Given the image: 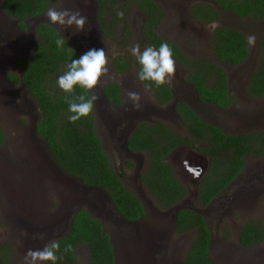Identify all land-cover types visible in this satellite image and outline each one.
Segmentation results:
<instances>
[{
	"label": "trees",
	"instance_id": "1",
	"mask_svg": "<svg viewBox=\"0 0 264 264\" xmlns=\"http://www.w3.org/2000/svg\"><path fill=\"white\" fill-rule=\"evenodd\" d=\"M112 1L117 5L119 3L120 7L118 0ZM139 1L137 6L146 16L143 34L149 40L147 47L158 50L165 41L153 30L156 21L149 20L157 5L149 0ZM214 1L225 11H231L239 17L250 16L264 21V0ZM55 4L56 0H2L3 10L19 19L22 27L21 20L45 14ZM126 6L115 7L113 12L122 11ZM103 8L104 4L101 2L99 13ZM209 12L214 13L211 6L201 5L199 15L195 16L210 20L218 17L216 12L209 18ZM115 16L119 17L117 13ZM104 27L103 24L102 29ZM58 37L65 39L62 49L55 43ZM168 45L176 60L191 67L187 80L195 85L201 102L211 103L217 108H227L235 104V98L227 89V73L216 63L239 65L247 58L250 47L247 38L240 31L222 25L216 27L211 38V50L216 63L208 59L196 62L188 60L175 45ZM84 53L83 46L75 45L53 26L47 23L36 26V38L29 59L17 63L22 68L21 81L39 110V118L35 124L36 134L46 142L53 160L65 173L75 176L83 184L104 188L109 193L111 204L118 215L127 221L144 218L142 201L122 181L123 175L111 165V159L102 147L95 131L94 108L89 116L74 123L68 119L73 113L68 110L66 97L72 99L73 95L61 90L57 79L67 71V65L72 59H78ZM119 59L121 58H116ZM134 63L140 71L142 66L136 58ZM118 66H121L120 62ZM12 76L13 74H9L8 79L11 80ZM148 82L158 103H164L171 98L165 85L157 87L154 82ZM244 88L246 96H264V36L259 41L257 64ZM104 90L108 99L114 98L109 86ZM74 95L91 98V92H86L78 85ZM177 110L184 125V134H178L157 121L152 125H145L146 128L139 125L128 145L145 153L147 163L140 172V182L161 210L189 195L186 186L179 181L175 168L165 158L177 145H197V149L210 158L209 169L197 185V207L204 208L243 170L245 157H264V133L228 134L205 123L184 103H180ZM3 143L4 133L0 128V147ZM128 166L131 167V164ZM174 231L178 234L193 232L183 256L184 264L212 263L211 230L202 214L187 208L179 210ZM237 236L238 243L243 247L259 244L264 240V225L256 221H246L241 224ZM52 241L60 244V251L56 253V264H82L77 258V251L81 247L87 253L86 264H114L113 246L106 223L92 217L84 208L75 211L67 232L49 243ZM67 245H71V250L65 251ZM20 252L18 245H0V264L10 263L16 253ZM45 264L52 262L45 261Z\"/></svg>",
	"mask_w": 264,
	"mask_h": 264
},
{
	"label": "flooded vegetation",
	"instance_id": "2",
	"mask_svg": "<svg viewBox=\"0 0 264 264\" xmlns=\"http://www.w3.org/2000/svg\"><path fill=\"white\" fill-rule=\"evenodd\" d=\"M120 2L117 5L116 2L112 0H101L102 4H104V8L99 13V6L101 4L100 0H95V4L97 7L96 11V21L98 25V29L92 33V38L90 44L86 45L89 49L87 51L95 48L105 50L107 59H108V67L110 71L111 79L101 77V83L93 90L96 93L103 91L105 96V101L95 100L94 102V112L97 114L100 124L101 130L99 131V138L102 143V147L104 151L109 154V158L111 159V165L119 170L123 175V178H127L130 175V170L132 172L136 170L139 166L140 172L144 169L147 159L145 153L140 149H133L128 144L129 141L133 139V134L136 128L141 125V127L146 128L145 125H152L157 121L165 124L166 126L170 127L172 130L176 131L178 134H184L183 129V122L181 120V116L179 111L177 110V106L180 103L186 104L193 112L199 116L201 120H203L207 124L214 125L223 131L225 130V126L227 124L235 127H246L251 124L257 126L258 123L261 126H264V96L258 98H251L246 96L244 99L250 103H254L256 107H253L251 110L244 109L243 112L235 113L234 111V104H231L227 108H217L211 103L201 102L197 96V90L195 85L187 80V75L190 70V66H184L180 63L176 58L173 57L175 60L176 70L175 72V79L171 85H165L170 93L171 98L165 101L164 103H158L157 100L154 98L151 91L150 82L148 81H140L139 80V68L135 65L134 60L136 57L131 56L129 53H119L116 55H112L110 57L109 49L113 47H126V45H131L132 42L140 45L141 52L147 48V44L149 40L143 34L144 29V19L145 13H143L138 5L139 0H118ZM157 5L154 9L152 16L149 18L150 21L156 23L153 26L154 32L157 34L159 38L164 40L165 42L172 43L181 51L184 57L191 61H199L201 59H208L211 61H215L212 50H211V38L214 30L217 26H227L233 27L228 23L222 21L223 19L226 20L228 17L239 19H247L251 21H257L260 23H264V21L253 20L250 16L239 17L235 15L231 11H225L214 0H149ZM232 1V0H226ZM236 1V0H233ZM238 1V0H237ZM240 1V0H239ZM106 4V6H105ZM127 5L122 12L124 13L123 18L116 17L115 13L121 12L115 10V7L121 8V6ZM201 5H209L213 8L214 13L217 12L218 17L214 20L210 19H203L196 17L195 15H199L201 10ZM214 13L209 12V18H211ZM141 16V23L139 24V33L140 38L134 39L133 32H135V24L136 22L132 18L133 15ZM168 17L167 22L169 23V29L174 31L176 35L183 38L186 41H193L194 43H199L201 48L198 49L197 53H191L187 50V48L183 44H179L175 40H170L167 35H161L162 33V24L165 19ZM23 27L20 25V20L13 18L9 14H7L2 7V0H0V58L5 63V84L10 87L8 90V99L5 100L3 98L2 92L0 90V128L4 133V143L6 137H9L10 134L9 130H11V134L14 138L22 137L21 130H24V122L28 118L29 120L32 119V116L35 115V110L32 106H29L25 103V93L27 97L30 99L29 93H27L23 82L21 81L22 75V68L18 66L17 63H22L29 59L31 51L27 49H22L18 43H21V36H23L25 31H29L30 26H33L34 34L32 35V45L36 38V26L31 20V17L25 18L21 20ZM105 27L102 29L103 24ZM118 26L117 30L115 27ZM237 29V28H235ZM240 31L239 29H237ZM263 30L262 26L259 28L257 34H259ZM111 32V34H108ZM241 32V31H240ZM242 33V32H241ZM243 34V33H242ZM119 35V36H118ZM244 35V34H243ZM261 36V35H260ZM193 39V40H191ZM72 40L75 37H72ZM131 40V41H128ZM85 41V40H83ZM87 42V41H85ZM248 43V40H247ZM249 44V43H248ZM250 47V46H249ZM32 48V47H31ZM128 52V51H127ZM251 51L249 50V55L247 58L242 62L246 65L247 71L245 74L239 76L241 78L239 86L240 88H244L245 84L249 80V77L254 70L251 67V63L249 66L248 60L250 59ZM120 57L121 59L116 60V58ZM9 59L14 62V65H9ZM118 62L121 63V66H118ZM216 63V61H215ZM241 63V64H242ZM221 67L229 68L232 67V64H220ZM240 65V64H239ZM256 66V65H255ZM227 73V72H226ZM9 74H13L12 79H8ZM231 77L230 74L227 73V86L228 81H230ZM208 83V82H207ZM207 85V84H205ZM109 86V91L113 95V99H108L104 88ZM209 86V85H207ZM229 87V86H228ZM228 92L229 91V88ZM128 91H136L138 92L142 99L141 104L142 107L140 109H135L132 107L131 102L128 99L127 92ZM244 92V91H243ZM245 93V92H244ZM239 94V93H238ZM232 95V94H231ZM261 102V103H260ZM236 103V102H235ZM102 109L104 113H102ZM214 112V114H213ZM212 118V120H211ZM11 119L13 123H7ZM25 119V120H24ZM252 120V122L250 121ZM140 127V128H141ZM236 127V128H237ZM260 133H264L262 128H259ZM226 131V130H225ZM224 131V132H225ZM253 133V132H251ZM242 134V133H239ZM3 143V145H4ZM2 145V146H3ZM1 146V147H2ZM0 147V148H1ZM197 145L194 147L189 145H177L171 153L165 158L168 162L170 160V165H172L177 174L180 173L181 169L185 171L186 176H190V178H184L182 181L179 177V181L183 183L186 187L192 189L189 191L192 200L197 203V192L196 196L194 197L191 193L193 190H197V185L200 180L206 175L209 165H210V158L205 155L204 153L200 152L197 149ZM192 151L193 153L202 154L206 157V171H201L204 166L203 164L198 161L197 159H189L191 161V165L193 168H187L184 165V159L188 156V152ZM112 153V155L110 154ZM246 159L250 157H245ZM131 164V167L128 166ZM117 166V167H116ZM184 166V167H182ZM139 172V175H140ZM182 174V172L180 173ZM248 175L245 177L244 175ZM178 176V175H177ZM256 180V181H255ZM124 182V179H122ZM253 181L262 182L264 185V164L252 168V171L249 172V169L246 168V163L243 167V170L217 195L215 196L209 204L204 207H195L199 209H205V213L202 214L206 217V213L209 214L212 209H216L217 207H221L220 202L221 199L224 201L229 202V196H231V201L234 199H239L235 201L244 200L246 198H251L255 195L253 191L249 192L246 197V190L248 186ZM125 183V182H124ZM188 183L191 184L187 185ZM136 188L137 186L140 187L142 183L140 182V176L137 182H134ZM246 184V185H245ZM235 186V187H234ZM253 186V185H252ZM143 187V186H142ZM239 188V189H237ZM144 191L146 189L143 187ZM254 189L259 192L261 189L255 187ZM138 190V188H137ZM140 195L145 198L142 201L144 209L146 207V203L149 205V201L145 195V193L138 190ZM236 192L241 196H235ZM25 193H29L30 196L25 199L26 204H30L33 202L36 197L38 200L39 190L33 193L31 190H26ZM257 194V193H256ZM230 203V202H229ZM215 204V205H214ZM237 205L243 204V202H236ZM150 206V205H149ZM215 206V207H214ZM151 208V207H150ZM206 219V218H205ZM98 220V219H97ZM47 220L43 218L38 219L37 227H34L32 232H29L27 229H22L21 232H18L16 227L10 228V234L12 241L16 240L17 237L22 238L26 241L30 239L31 242L34 244L42 243V247H45L51 240L57 238L55 236L60 234L62 226L60 223L54 222L52 224L46 223ZM100 221V220H99ZM108 224H110V230L107 229L110 238V232L116 231L122 237H132L136 234L141 235L144 237L146 235V230L143 228V218L129 221L130 223L123 224L112 227V225L116 224L113 218H108ZM105 223V221H101ZM32 225H26V227ZM56 228L57 231L54 229ZM24 234V235H21ZM41 234V235H40ZM17 236V237H16ZM32 239V240H31ZM157 238L154 241L157 243ZM12 241H1L0 245L2 244H14ZM18 242V241H17ZM37 242V243H36ZM111 242V240H110ZM112 244V242H111ZM257 244V243H255ZM19 249L23 247L18 242ZM44 245V246H43ZM113 246V256H114V264H115V254L114 252V245ZM40 246H32V249H39ZM24 254L26 255L28 250L22 249ZM158 251V250H157ZM185 254V253H184ZM118 255V254H117ZM211 255V254H210ZM184 256V255H183ZM153 264H168L169 262L166 261V256L160 253L153 255ZM183 259V258H182ZM123 261V256H122ZM235 264V263H233Z\"/></svg>",
	"mask_w": 264,
	"mask_h": 264
},
{
	"label": "rangeland",
	"instance_id": "3",
	"mask_svg": "<svg viewBox=\"0 0 264 264\" xmlns=\"http://www.w3.org/2000/svg\"><path fill=\"white\" fill-rule=\"evenodd\" d=\"M73 4H75L73 0H56L54 8L59 9L63 6L71 7ZM132 18L136 22L134 30L135 32H133V36L134 39L137 40L140 38L139 24L141 23V16L135 14L132 16ZM167 20L168 17L162 24V33L160 34L167 35L170 40H175L180 45L183 44L189 52L198 54L199 52L197 48H201L202 45L200 46L199 43H194L193 41H186L176 35L174 31L169 29V23L167 22ZM222 21L239 29L246 38H248V36L250 35L255 37L254 45L249 44L251 55L250 59L247 62L249 63V66L251 63V67L254 68L257 64L259 41L264 36V23H260L257 21L253 22L247 19H229L228 17L226 18V20L223 19ZM261 26L263 30L259 34H257ZM117 28L118 26L115 27V30H117ZM61 33L75 45L83 46L85 53L87 52V49H89L86 45V42L81 38L75 37V35L72 33H65L64 31ZM72 37H75V39L78 40L73 41ZM134 45H136L135 42H132L131 45H126V47H120V45H118L115 48L112 46L109 49V56L112 57V55H116L119 53L131 54L130 50ZM131 56L133 55L131 54ZM246 65L242 63L240 65H233L232 67L225 68V71L230 74L231 77L230 81H228V88L230 93L236 100V103L233 107L235 113L243 112L244 109L251 110L253 109V107H256L254 103H250L244 99L246 97V94L243 92L245 88L242 89L239 86L241 80L239 76L245 74L247 71H250V69L247 70ZM176 72H178V70H176ZM262 103L264 104V102ZM94 117L95 131L99 136L101 124L96 113ZM29 119L30 118H28L27 120L24 119V130H21L22 137L14 138V136L11 134V130H9L10 134L8 135L10 136L6 137L4 145L0 148V242L12 241V238L14 237H11L10 228L16 226L18 232H21L22 230L21 228H18V226L20 225L16 224L17 221L15 214H17V216L20 218V214L18 215V211L19 209H21V205H18V195H21V193L23 192L22 189L24 188L22 186L26 183L29 177H35L38 179V185L35 186L39 187H37L39 190L38 197L40 198V206L37 210L39 216H49L56 213L58 206L60 205V201L57 195L61 193L63 189L58 183L55 184L53 180L49 178L46 167L42 166L41 158L37 154L36 148L33 147L31 137H28V134L26 137V129L29 127L30 122ZM250 121L252 122V120ZM7 123H13V121L9 119ZM256 124L258 125V128L253 124L243 128L237 127L238 125L233 127L227 124L225 126L226 131H224L228 134L260 132L259 128H262V131H264V126H261L258 123ZM110 154L112 155V153ZM168 162L170 163L169 159ZM262 164H264V157H250L249 159H246V168L249 169V172L252 171V168L254 169ZM181 172L182 174H180ZM180 173L176 175H178L177 177H179L182 181L184 180V178H190L189 175H185V171H183L182 169ZM244 176L248 177L247 174ZM132 177L133 172L132 170H130V175L127 178H123L125 185L129 188L130 191L135 193V195H137L141 201H144L145 198H143L138 192ZM255 181H253L250 185L245 184L246 187L248 186V188L244 197H246L247 194L251 192L250 187L252 185H255V187L261 189V191L259 192L256 191L253 197L246 198L240 201H235L239 200L236 198L231 201L232 198L231 196H229L230 203L228 202V200L224 201L223 199H221V207L212 209L209 214L206 213L205 218L211 230V264H264V240L259 244H253L249 247H243L238 243L237 236L241 224L246 221H256L264 225V185L262 182H259L257 184V182ZM187 185L191 186L190 183H188ZM188 187L186 188L188 191H190L192 187ZM144 193L149 201L150 206L146 203L145 217L143 218V228L145 230L159 231V235H156V241L161 245V247L153 255L161 252V254L166 256V261L169 262L168 264H181L183 255L190 243L191 238L193 237V232L189 231L181 234L176 233L169 216L159 213L166 209H159L156 202L147 193V191H144ZM24 194L26 198L30 196L29 193ZM22 195L20 196V198L22 197ZM235 196L241 197L237 192ZM185 200H192L190 193L185 197ZM236 202H243V204L237 205ZM192 206L197 207V203L192 201ZM34 221H38V217ZM105 223L107 229L110 230L111 228L110 224H108V221L105 220ZM114 226L116 225L113 224L112 227ZM54 230L57 231L56 228ZM17 241L13 240V245L16 246L18 244ZM20 250L21 252L16 253V257H14L13 260L8 264H27L26 255L24 254L22 249ZM117 251V264H123L120 249L118 248ZM77 258L79 263L86 264L87 253L82 247L77 251ZM40 264H45V262H40Z\"/></svg>",
	"mask_w": 264,
	"mask_h": 264
},
{
	"label": "water",
	"instance_id": "4",
	"mask_svg": "<svg viewBox=\"0 0 264 264\" xmlns=\"http://www.w3.org/2000/svg\"><path fill=\"white\" fill-rule=\"evenodd\" d=\"M75 4H73L71 7H61L57 10L62 9H70L72 11H79L82 15L86 16L89 20L88 25H86L84 31L81 32H75L73 28H66L62 29L59 25H54L50 22L48 17L45 14H41L38 16L31 17L32 22L34 25H38L40 23H47L51 26H53L55 29L61 31V32H67L68 34H74L75 37L81 38L82 40L87 41V44H90L92 33L98 29L97 21H96V11L97 7L95 4V0H73ZM33 26H30L29 31H25L23 36L19 37L21 38V43H18L22 49H27L28 51H31L32 47V35L34 34ZM9 65H14L13 59L12 61L9 59L8 61ZM5 63L0 58V90L2 92L3 98L5 100L8 99V90L10 87H8L5 84ZM26 89V87H25ZM27 91V89H26ZM28 93V91H27ZM95 94L94 91H91V96ZM95 95L98 96V100L105 101V96L103 91H100L99 93H96ZM95 102V101H94ZM93 102V103H94ZM25 103L29 106H32V108L35 110V115L32 116V119L29 122V127L26 129V137L28 134V137L30 136L33 142V147L36 148V152L41 158V164L43 167H46V171L49 174V178L53 180L55 184H59L63 191L57 195L60 201V205L58 206V209L56 213L49 215V216H39V213L37 212L39 206H40V198L37 197L36 199L31 202L30 204H26L25 202V192L26 190H31L36 192L38 190V179L29 177L26 181V183L22 186L24 189L21 193V195H18V205H21V209L18 211V215L20 214V218L16 215V224L20 225L18 228L21 229H27L29 232H32L34 230V227H37V221L34 220L38 217V219L43 218L44 220H47L46 223L52 224L54 222L60 223L62 226V229L60 231V234L55 236L57 238L62 237L67 230L70 227L71 219L73 214L77 209L84 208L88 211V213L100 220L105 221L108 218H113L115 221V225L118 227L119 225L130 223L129 221L125 220L123 217L118 215L116 209L112 206L109 193L101 187L86 185L81 183L75 176L65 173L62 169L59 168V166L56 164V162L53 160L46 142L41 139L36 134V128L35 124L37 122V119L39 118V110L37 108V105L35 104L34 100L29 97H27L25 93ZM104 109H102V113ZM197 159L200 161L204 168L201 170L206 171V157H204L202 154L193 153L192 151L188 152V156L184 159V165L187 168H193L191 165V161L189 159ZM139 172L140 168L139 166L136 168V170L133 171V181L137 182L139 178ZM38 187V188H37ZM138 190L144 193V189L142 185L138 187ZM250 190L254 193L256 190L254 189V186L250 187ZM197 190H193L191 193L193 196H196ZM35 194V193H34ZM192 209L195 212H198L200 214L205 213V209H199L192 206V201H187L184 199L178 201L171 207L167 208L164 211H161L159 213L163 215H168L170 218V221L172 223L173 228L175 227L176 223V214L181 209ZM26 225H32L26 227ZM16 227V226H15ZM146 235L144 237H141V235H134L132 237H122L119 235L116 231L110 232V240L112 244L114 245V252H117L115 254V264H117V249H120V253L123 256V264H153V254L161 247V245L154 241L156 239V235H159V231L156 230H146ZM17 237V236H16ZM18 238V242L20 245L25 249H32V246H40L39 249L42 247V243L34 244L33 242L28 239V241ZM32 240V239H31ZM44 246V245H43ZM22 248V249H23ZM181 264L183 263V259L181 261Z\"/></svg>",
	"mask_w": 264,
	"mask_h": 264
},
{
	"label": "clouds",
	"instance_id": "5",
	"mask_svg": "<svg viewBox=\"0 0 264 264\" xmlns=\"http://www.w3.org/2000/svg\"><path fill=\"white\" fill-rule=\"evenodd\" d=\"M117 15L123 18L124 13L121 11ZM46 16L52 24L59 25L62 29L73 28L75 32L84 31L89 23L86 16L79 11L70 9L57 10L50 7L46 12ZM247 39L250 45H254V36L250 35ZM55 43L58 48L62 49L65 39L58 37ZM130 51L142 66L138 74L140 81L154 82L157 87L172 84L176 66L172 49L167 42L161 43L158 50L154 47H147L141 52L140 45L136 44ZM108 63L105 50L103 48H93L78 59H72L71 63L67 65V71L58 77L57 84L59 88L73 95L72 99L66 97L69 105L68 110L73 113L68 117L70 122L74 123L82 117L89 116L93 112V102L98 99L95 94L90 99L85 95L75 96L76 86L78 85L86 92H91L101 83V77L111 79ZM127 96L133 108L140 109L142 107V97L138 92L128 91ZM69 250H71V245H67L65 248V251ZM58 251H60V244L57 241H52L42 249H28L26 253L27 264H40V262L45 261L56 264L58 259L56 253Z\"/></svg>",
	"mask_w": 264,
	"mask_h": 264
}]
</instances>
